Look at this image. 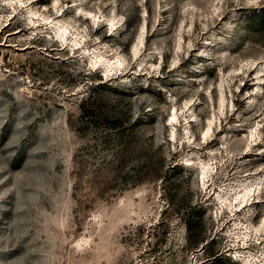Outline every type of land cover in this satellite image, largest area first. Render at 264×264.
Wrapping results in <instances>:
<instances>
[{"label":"rangeland","instance_id":"obj_1","mask_svg":"<svg viewBox=\"0 0 264 264\" xmlns=\"http://www.w3.org/2000/svg\"><path fill=\"white\" fill-rule=\"evenodd\" d=\"M213 261L264 264V0H0V264Z\"/></svg>","mask_w":264,"mask_h":264},{"label":"trees","instance_id":"obj_2","mask_svg":"<svg viewBox=\"0 0 264 264\" xmlns=\"http://www.w3.org/2000/svg\"><path fill=\"white\" fill-rule=\"evenodd\" d=\"M93 76H99L98 73L93 72ZM87 102V103H85ZM85 102L80 104V119H81V126H79V129H82L85 127V123L88 125L89 123H94V119L100 116V113L103 111L101 110V105L98 103L96 98L91 95L89 98H85ZM87 104V105H86ZM119 149L117 150L118 154L123 155L126 153V150L128 148V143H125L123 141V138H121ZM138 156L141 158H144L139 167L136 169V175L139 177L141 182H143L148 175L153 174L157 175V177H162V179L167 180L166 172L163 170H160L161 167V159L154 157L152 151L147 148H140L138 151ZM118 161H122L121 158L117 159ZM166 192V190H165ZM181 219L184 222L185 225V231L187 240H189L192 249H196L200 246V244L204 243L207 239L206 235L203 232V225L200 220H195L194 215L192 211H185ZM216 254H213L212 256H215ZM215 261L211 262V264H214Z\"/></svg>","mask_w":264,"mask_h":264},{"label":"water","instance_id":"obj_3","mask_svg":"<svg viewBox=\"0 0 264 264\" xmlns=\"http://www.w3.org/2000/svg\"><path fill=\"white\" fill-rule=\"evenodd\" d=\"M201 248H202V246H201ZM201 248H200V249H201Z\"/></svg>","mask_w":264,"mask_h":264}]
</instances>
